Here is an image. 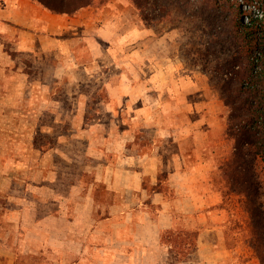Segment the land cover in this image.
<instances>
[{
  "label": "rangeland",
  "instance_id": "rangeland-1",
  "mask_svg": "<svg viewBox=\"0 0 264 264\" xmlns=\"http://www.w3.org/2000/svg\"><path fill=\"white\" fill-rule=\"evenodd\" d=\"M238 2L262 16L264 0ZM82 8L75 37L66 40L64 29L47 52L38 40L22 48V30L0 21V264H109L125 210L142 200L153 213L160 206L141 190L111 188L125 178L122 166L127 181L138 174L173 210L182 203L171 183L192 184L180 193L185 206L228 213L234 264H261L243 197L220 168L235 138L230 107L246 94L227 65L257 54L246 14L232 18L212 0H94ZM150 161L153 175L144 173ZM176 171L185 174L174 178ZM203 183L220 193L217 204L199 201ZM113 211L114 221L105 220ZM178 212L179 241L194 258L195 233L181 234L196 227ZM170 234H159L168 264L180 249H170Z\"/></svg>",
  "mask_w": 264,
  "mask_h": 264
},
{
  "label": "crops",
  "instance_id": "crops-1",
  "mask_svg": "<svg viewBox=\"0 0 264 264\" xmlns=\"http://www.w3.org/2000/svg\"><path fill=\"white\" fill-rule=\"evenodd\" d=\"M82 10L80 9L73 14L55 13L42 6L36 0H0V21L3 20L6 24L22 30V33H24L20 41L22 48L33 50L31 47L38 40L42 50L47 52V50L52 51L57 47L56 45L60 42L58 37L64 29L70 30V32L68 31L70 35L68 34L69 36L65 38L66 40H72L75 37L72 33L75 34L77 32L73 29L78 27V15ZM2 51L1 49L0 52ZM180 162L179 160L175 163V166L177 167V164ZM118 163L120 164L121 162L119 161ZM152 164H156V162H149L148 168L144 170L145 174L147 172L153 175L152 168L154 165ZM157 167L158 165L156 164L155 168ZM125 171L124 166H122L120 173L125 178L122 179V182H119L120 185L118 187L114 185L115 187L111 188L121 193L134 189L141 190L140 193L135 192V194H142V196L146 194V197L152 198V204L160 206L157 209V213H153L152 209L148 208L142 200L138 207L125 210L126 214L123 217V221H119L118 226L115 227L118 228L116 230L118 235L114 236L116 239L108 246L111 254L109 253L108 255L107 263L168 264V249L165 250L161 247L159 234L162 230L175 228L176 212L179 211L178 213L184 217L188 216V224L186 226H193L192 228L196 227L198 230L196 239L198 254L194 258L189 259L187 257V259L184 258L172 264H234V261H232L233 248L228 243V238L224 232L226 228L225 223L229 218L228 213L224 209L215 208L207 210L205 207H199V205L194 208L188 205L185 206L183 204V199L185 198L182 197L181 200L180 193L187 191L185 190L186 187H191L192 184L188 185L178 179L177 182L179 184L176 186L172 182L171 186L175 189L176 200H180L182 204L180 203V206H175V210H173L170 207L171 203L164 199L162 191L153 190V194H149L142 185L141 176L137 173V175L132 174L134 176L131 177L132 181H127L131 179ZM178 174L179 172L176 171L174 178ZM184 174L185 172H182L181 175L179 174V178ZM151 183L155 184L156 181H151ZM203 184L205 187V183ZM200 192H202V196H199V201L203 200L205 204L215 205L221 200L218 191H210L205 187ZM107 217L108 219L105 220L114 221L116 215L113 211ZM191 220H193V224L190 223L191 225H189ZM125 231L129 242L126 241L127 238L122 236ZM210 233H212L213 241L209 238Z\"/></svg>",
  "mask_w": 264,
  "mask_h": 264
},
{
  "label": "trees",
  "instance_id": "trees-1",
  "mask_svg": "<svg viewBox=\"0 0 264 264\" xmlns=\"http://www.w3.org/2000/svg\"><path fill=\"white\" fill-rule=\"evenodd\" d=\"M36 1L52 12L73 14L78 9L91 5L94 0ZM144 1L148 0H133L136 5ZM248 1L250 5L253 4L254 0ZM212 2L217 3L221 9H228L232 18L241 12L246 14L248 22L244 29L258 37L257 54L250 59L244 57L239 61L237 68L234 67V64L227 65L230 74L234 73L232 78L236 82L235 88L237 87L240 92L246 91V94L243 98L239 97V102L230 107L229 128L235 138L229 149V157L221 163L220 168L224 170V176L231 191L243 197V206L250 215V224L254 235L251 246L257 253L261 264H264V201L261 199L262 194H264V181L262 179L264 174V11H262L261 17H254L242 7L238 0H212ZM228 23L232 26L231 30H234V35H242V32L239 34L238 31H235L231 17ZM245 40L250 42L247 37ZM257 63L259 68L254 72L250 66ZM253 115H258V127L249 124V119ZM243 118L246 119L245 123L241 121ZM191 231L195 233L197 239L198 230L196 228L184 229L181 236L187 237ZM162 232L175 233L174 236L170 234L171 238L169 239L172 242L170 249H173L174 246H180L178 251L172 253L173 262L187 258L190 254V243L186 244V242L179 241V235H177L178 232L175 228L162 230Z\"/></svg>",
  "mask_w": 264,
  "mask_h": 264
}]
</instances>
